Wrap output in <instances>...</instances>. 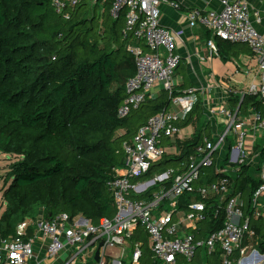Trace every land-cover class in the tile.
<instances>
[{
    "label": "trees",
    "instance_id": "16d2710c",
    "mask_svg": "<svg viewBox=\"0 0 264 264\" xmlns=\"http://www.w3.org/2000/svg\"><path fill=\"white\" fill-rule=\"evenodd\" d=\"M51 1L0 0V154L14 158L7 174L12 181L8 186L5 182L2 191L0 241L16 237L25 221H35L39 214L44 220L61 214L70 221L82 217L93 226L111 219L115 208L106 183L114 168L124 166L123 143L169 106V93L162 91L128 116L118 117L127 96L125 85L136 68L127 50L135 42L121 35L124 12L117 18L110 14L115 0H84L62 15L53 11ZM186 87L182 82L179 89ZM248 104L256 111L262 108L245 95L240 106ZM191 122L197 124L196 131L189 140L176 142L179 154L163 156L141 180L167 168L184 170L203 134L208 135L199 103L178 127ZM204 173L200 183L216 180L213 168ZM235 182L250 214L257 170L242 167ZM190 199L183 195L180 206L185 208ZM224 217L222 209L217 216L210 214L201 225L203 236L221 228ZM250 228L264 253L263 220L252 219ZM31 234L29 229L27 238ZM141 238L138 230L131 243ZM142 245L139 264H157ZM219 258V251L203 254L198 263L218 264Z\"/></svg>",
    "mask_w": 264,
    "mask_h": 264
},
{
    "label": "built area",
    "instance_id": "2783aa9c",
    "mask_svg": "<svg viewBox=\"0 0 264 264\" xmlns=\"http://www.w3.org/2000/svg\"><path fill=\"white\" fill-rule=\"evenodd\" d=\"M83 1L52 0L51 7L62 15ZM169 1L115 0L112 5L110 14L114 18L124 12L122 39L135 42L127 50L134 58L136 72L125 85L127 96L118 109V117L128 116L162 91L169 93V106L150 117L123 143L124 166L114 168L106 183L115 208L111 219L103 218L96 226L79 218L70 221L66 214L37 221L39 234L50 240L45 249L49 260L68 248V258L62 264H74L86 255L90 246L98 245V260L92 264H123L111 261L112 250L127 251L128 264H139L143 245L131 240L141 230L148 238L152 259L157 264H199L203 254L212 256L217 251L220 252L218 264H262L259 259L264 254L249 244L256 238L250 221L264 222V159H261L264 116L260 112L252 108L250 115L241 120L237 108L208 109L209 116L222 118L224 130L212 139L203 136L181 173L179 168H167L152 179L141 180L166 155L159 145L161 140L179 135L178 123L185 120L197 102L196 92L179 89L182 82L176 77L179 66L176 42L182 32L170 31L159 21V5ZM169 4L179 9L177 3ZM186 24L188 28L200 25L221 41L250 48L257 62L259 81L248 88L247 95L264 108V36L251 24L246 2L220 0L218 11L195 8L188 12ZM207 46L217 53L213 41ZM242 167L257 170L259 181L251 194L250 214L244 211L242 194L236 192L235 179ZM209 168H213L216 180L200 183L207 175L204 170ZM146 195L148 198H140ZM183 195L191 196L185 208L180 206ZM221 209L225 214L222 227L203 236L201 225L210 214L217 216ZM23 235L21 226L16 237L0 241V264H29L32 241L25 240Z\"/></svg>",
    "mask_w": 264,
    "mask_h": 264
},
{
    "label": "crops",
    "instance_id": "0c3cea01",
    "mask_svg": "<svg viewBox=\"0 0 264 264\" xmlns=\"http://www.w3.org/2000/svg\"><path fill=\"white\" fill-rule=\"evenodd\" d=\"M170 1L177 3L179 9L172 7L169 4ZM170 1L159 5V21L161 26L170 31L182 32L176 42L175 52L179 56L176 77L180 82L187 85L186 90L191 89L196 92L197 102L195 105L199 103L202 112L204 119L203 130L212 139L215 134L221 132L220 128L224 127V121L219 116H209L208 109L217 110L218 108L224 107L233 110L237 108L239 109V117L241 120L246 119L250 115V110L254 108L253 105L240 106L243 97L248 92L247 88L243 90L242 85L247 80L249 81V78L252 79L248 84H255L254 79L259 78L257 62L249 47L240 44H232L231 46L224 43L200 25H196L194 28L187 27L188 12L195 8H200L205 11H218L220 8V0ZM244 1L248 7L251 24L260 35L264 36V0ZM209 41H213L217 53L214 54L209 50L207 46ZM237 97L239 100L235 101ZM258 112L264 116V108H261ZM196 125V123L191 122L189 125L180 128V133L175 138L162 139L159 145L166 150V155L177 156L179 150L176 142L189 140L196 131ZM205 135L203 134V136ZM230 141L233 142V138ZM77 218L85 220L82 217ZM41 219L44 218L39 214L35 221L27 219L22 225L23 238L32 241V257L29 260V264H62L68 258L69 250L65 248L55 259L49 260L46 258L45 249L50 244V240L38 232L37 221ZM68 227L66 228L68 229ZM29 229L32 230V234L27 238ZM62 240L64 241V238ZM259 243L260 239L255 238L249 244L258 249L257 246ZM97 247L98 245L90 246V249L86 251V255L74 264H92L95 261L94 257L95 252L98 250ZM124 253L118 250H112L110 253L111 261L118 262L116 259L122 257ZM259 260L264 264V257H261Z\"/></svg>",
    "mask_w": 264,
    "mask_h": 264
},
{
    "label": "rangeland",
    "instance_id": "374dc122",
    "mask_svg": "<svg viewBox=\"0 0 264 264\" xmlns=\"http://www.w3.org/2000/svg\"><path fill=\"white\" fill-rule=\"evenodd\" d=\"M251 79L252 78H249V81H251ZM249 81L247 80V82H245V84L242 85L243 86V90L245 88H247V90H248V88L251 86V85L248 84ZM258 81H259V78L254 79L255 85H257ZM242 86H240V88H242ZM180 97H184V95H180ZM220 130L222 132L224 130V127L223 128L221 127ZM10 161L11 162L14 161V158H11L9 155L0 154V214L2 213V211L4 209V205L2 204V199L1 198H2V191L5 188V182L7 183V186H8L11 183V181H12L10 179H7L8 178V175L7 174L9 173V164H10ZM160 172L161 171H157L155 174H159ZM143 235H144V239L141 238L140 239V242L142 241L141 242L142 244L144 242L145 245H146L147 250L150 251V243L148 241V238H147L146 234L143 233ZM252 242H253V240H252ZM257 251L260 254H264L259 249H257ZM116 261H119V262L121 261L123 264H128V262H129L128 252L126 251L123 254L122 257H118L116 259Z\"/></svg>",
    "mask_w": 264,
    "mask_h": 264
},
{
    "label": "water",
    "instance_id": "95a60500",
    "mask_svg": "<svg viewBox=\"0 0 264 264\" xmlns=\"http://www.w3.org/2000/svg\"><path fill=\"white\" fill-rule=\"evenodd\" d=\"M83 222H86V221L83 220ZM101 245H102V244L100 243V244H99V247H100ZM98 253H99V251L97 250V251L95 252V257H94V260H95V261L98 260Z\"/></svg>",
    "mask_w": 264,
    "mask_h": 264
}]
</instances>
